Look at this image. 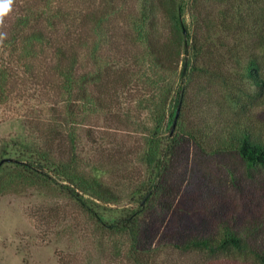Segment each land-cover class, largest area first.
<instances>
[{"label":"trees","instance_id":"obj_1","mask_svg":"<svg viewBox=\"0 0 264 264\" xmlns=\"http://www.w3.org/2000/svg\"><path fill=\"white\" fill-rule=\"evenodd\" d=\"M72 1L43 0L54 10L28 8L0 45L9 62L28 73L31 61L50 52L47 63L60 82L72 142L81 116L111 109L109 102L142 86L148 95L137 106L151 119L142 131L147 179L121 204L124 197L81 171L74 155L63 161L47 147L5 143L0 161H9L0 166V195L64 193L96 227L127 240L133 264H154L159 248L144 245L141 223L165 190L167 169L182 144L235 158L244 181L264 172V118L256 114L264 107V0H76L87 3L83 10H74ZM120 22L128 29L123 37ZM58 25L62 35L56 39ZM11 76L1 59L0 105L12 96ZM227 177L243 190L230 168ZM254 208L258 217L219 218L208 233L190 235L175 248L202 254L211 264H264V207Z\"/></svg>","mask_w":264,"mask_h":264},{"label":"rangeland","instance_id":"obj_2","mask_svg":"<svg viewBox=\"0 0 264 264\" xmlns=\"http://www.w3.org/2000/svg\"><path fill=\"white\" fill-rule=\"evenodd\" d=\"M72 3L74 10L87 7L76 0ZM43 6L56 9L43 0H14L0 33L6 35L28 8L36 12ZM183 17L188 20L187 12ZM57 28L56 39L62 35L61 26ZM117 30L121 37L128 32L121 22ZM8 53L0 45V61L12 69L8 84L12 96L0 105V149L5 143H24L40 150L47 147L63 161L74 155L81 171L99 177L124 197L121 204H127L126 195L148 175L141 160L145 148L142 131L151 119L150 113L137 106L138 99L148 95L146 90L131 87L113 104L108 103L111 109L81 116L72 142L65 131L67 110L60 82L53 64L47 63L50 52L40 56L39 65L31 61L29 73L10 63ZM256 114L264 118V107ZM229 168L244 186L240 192L231 186ZM167 170L165 190L149 204L141 223L144 245L159 248L154 264H211L212 259L202 254L178 251L176 243L208 233L219 218L236 217L237 222L256 218L254 205L264 207V172L244 181L243 168L235 158L209 155L185 142ZM127 249L125 238L96 227L64 193L27 189L0 195V264H133ZM236 261L241 263L216 264Z\"/></svg>","mask_w":264,"mask_h":264},{"label":"clouds","instance_id":"obj_3","mask_svg":"<svg viewBox=\"0 0 264 264\" xmlns=\"http://www.w3.org/2000/svg\"><path fill=\"white\" fill-rule=\"evenodd\" d=\"M14 0H0V25L4 23L5 18L12 11ZM5 34L0 33V39H3Z\"/></svg>","mask_w":264,"mask_h":264},{"label":"water","instance_id":"obj_4","mask_svg":"<svg viewBox=\"0 0 264 264\" xmlns=\"http://www.w3.org/2000/svg\"><path fill=\"white\" fill-rule=\"evenodd\" d=\"M183 33H185V32L183 31ZM177 116H178V111H177L176 116H175V118H174L173 126H174V124H175V122H176ZM7 161H9V160H8V159H2V160L0 161V166H1L2 164H4L5 162H7Z\"/></svg>","mask_w":264,"mask_h":264}]
</instances>
